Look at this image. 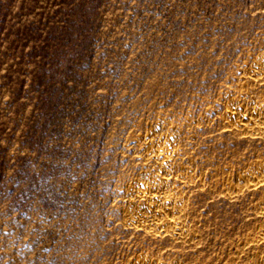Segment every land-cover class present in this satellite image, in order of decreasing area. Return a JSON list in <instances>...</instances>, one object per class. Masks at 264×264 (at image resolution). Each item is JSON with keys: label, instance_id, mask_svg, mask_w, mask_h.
<instances>
[{"label": "rangeland", "instance_id": "rangeland-1", "mask_svg": "<svg viewBox=\"0 0 264 264\" xmlns=\"http://www.w3.org/2000/svg\"><path fill=\"white\" fill-rule=\"evenodd\" d=\"M260 49L264 0H0V264H125L142 252L256 264L263 190L232 197L221 181L236 182L264 142L225 131L217 112ZM158 115L200 122L189 154L218 184L187 192L191 240L122 220L131 139Z\"/></svg>", "mask_w": 264, "mask_h": 264}, {"label": "bare ground", "instance_id": "bare-ground-1", "mask_svg": "<svg viewBox=\"0 0 264 264\" xmlns=\"http://www.w3.org/2000/svg\"><path fill=\"white\" fill-rule=\"evenodd\" d=\"M235 79L233 86L218 95L223 104L222 110L217 112L218 119L222 122L225 131L246 138H260L264 142V49L249 55L248 61L241 66ZM199 123V121L192 122L188 116L174 122L158 115L148 122L143 131L135 134L131 139L132 143L129 146L134 149L133 155L138 166L135 176L121 188L125 196L123 200L125 203L121 204V214L123 223L127 227L152 237H167L179 241L191 240L197 236L198 229L194 224L197 214L192 213L187 192L194 189L218 188L217 181L207 186L205 171L199 168L198 163L190 155V144L200 129ZM228 174L230 175L231 172ZM228 174L221 181L222 186L220 185L223 195L228 194L233 197L244 185L254 190H263L258 200L259 208L257 207L261 220L259 218L260 225L255 235V239L262 241L264 239V155H257L250 165L237 170L234 174L236 182L228 180L230 178ZM254 259L256 261L253 263L264 264V253L258 252ZM125 264L184 263L176 255L161 257L142 252Z\"/></svg>", "mask_w": 264, "mask_h": 264}]
</instances>
